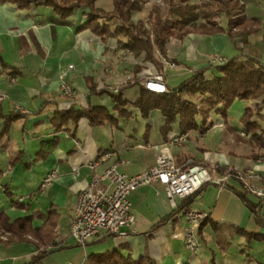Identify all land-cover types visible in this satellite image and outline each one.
Instances as JSON below:
<instances>
[{
	"label": "crops",
	"instance_id": "crops-1",
	"mask_svg": "<svg viewBox=\"0 0 264 264\" xmlns=\"http://www.w3.org/2000/svg\"><path fill=\"white\" fill-rule=\"evenodd\" d=\"M242 4L247 18H260L264 24V3L245 0ZM87 12L76 10L71 17L61 19L51 8L42 5L32 4L28 9L18 10L13 4H0V58L7 65L0 64V113L25 115L12 124L9 135L0 143V211L13 221L55 210L58 215L55 239L47 248L49 253L38 264L75 263L73 257L80 250L75 249L79 246L68 235L67 223L77 195L94 176L112 165L126 175H138L154 165L157 150L165 143L160 133L163 124L160 113L154 110L143 119L131 106L139 95L140 74L136 75L137 84L130 82L122 91L131 116L120 118L116 126L104 123L93 127L81 118L75 126L68 125L57 134L50 127L49 120L55 110L91 106L115 114L111 99L90 93L86 78L97 91H111L119 81L133 77L136 62L130 54L116 48L115 39L104 43L82 28ZM248 42L260 50L258 62L264 65L262 26L261 32L248 37ZM246 52L239 40L231 42L225 35L189 34L176 44H167V56L175 59L178 66L164 70L165 83L174 88L193 71L207 68L212 57L228 60ZM142 60L140 57L137 63ZM12 69L16 70L14 75ZM213 74V68L207 71V75ZM62 83L75 90L74 100L60 94ZM259 101H234L225 119L211 112L205 124L212 121L217 126L204 135L199 132L203 127L187 131L191 136L185 144L170 147L176 165L202 166L210 174V183L188 199H176L174 209L159 185H147L131 192L128 199L135 216L133 227L122 228L116 235L102 233L86 243L81 248L80 264H87L91 254L112 250L133 259L147 253L156 264H264V242L246 241L234 230L264 235V227L255 223L254 216L235 192L245 195L262 219L264 211L257 209L258 200L254 196L243 192L239 180L218 172L223 167L234 172L252 171L264 186V117L253 118L260 128L259 143L237 141L227 129L230 127L239 137H242L240 133L247 134L240 118L246 108ZM260 114L264 116V109ZM170 132L180 133L177 124ZM55 137L58 139L55 150L45 160L33 163L41 144ZM17 156L21 160L13 164ZM50 171L57 177L41 191V181ZM223 177L224 183L217 184ZM5 186L11 199L4 194ZM13 202L24 208H14ZM186 204L187 208L208 215L198 230L201 255H189L181 241L171 238L176 218ZM164 218L166 221L153 229ZM43 221L35 217L32 226L39 227ZM212 224L218 229L214 231ZM37 253L30 239L23 243L0 241V264H25Z\"/></svg>",
	"mask_w": 264,
	"mask_h": 264
},
{
	"label": "trees",
	"instance_id": "trees-1",
	"mask_svg": "<svg viewBox=\"0 0 264 264\" xmlns=\"http://www.w3.org/2000/svg\"><path fill=\"white\" fill-rule=\"evenodd\" d=\"M96 1L0 0V4H13L18 10L28 9L32 4L42 5L51 8L61 19L71 17L76 10L85 9L88 12L85 14L86 21L82 28L90 30L104 43L112 38L117 39L116 44L119 50L130 52L134 59L143 57V61L150 62L158 72L162 71V66L154 57V52L156 50L159 55L165 56L166 44L171 38L181 41L189 34L225 35L231 42H234V39L238 37L242 47L247 48L245 55L233 56L220 66L208 65L207 68L195 70L176 87L169 88L167 86L168 92L164 94H156L146 90L143 86H139V95L131 106L138 111L143 119H147L152 111H158L163 118L160 133L166 140L167 133L172 130L174 124H177L180 133L195 131L204 127L211 112L225 119L234 101L260 100L252 108H246L240 118V123L249 135L248 139L239 137L230 127L227 129L237 141L251 142L254 139L259 143L262 140L257 133L260 128L253 118L264 117L260 114L261 110L264 109V65L258 62L260 50L250 46L248 42L250 35L261 32L262 20L260 18H247L243 14L244 5L238 0H223V10L217 9L211 2L212 0L205 1L199 8L195 5H189L190 0H162L172 18L164 19L161 9L153 6L148 14L147 24L150 27L148 30L142 22L134 24L131 21V14L140 9L138 1L112 0V11L109 13H103L96 8ZM222 13L226 18L225 27H222L217 21ZM199 19L201 21H198ZM114 20L117 21V24L111 29L109 24ZM119 36L123 39H118ZM0 64L2 67H7L1 58ZM212 68L214 74L212 76L207 75V71ZM141 69L142 67L136 64L133 69L134 74L136 75ZM15 71L12 69L11 73L13 74ZM85 80L90 93L98 96L107 95L111 99L115 114L110 113L105 108L91 106L84 109L70 107L67 110H55L49 120L50 127L54 129L55 134L61 132L68 125L75 126L81 118L87 119L91 126L99 127L104 123L116 126L120 118L131 116L126 109L129 104L122 95V91L128 85L120 87L117 92L96 91V86L92 84V81L89 78ZM23 118L25 115L19 112H10L8 115L0 113L2 120L0 143L3 138L9 135L12 124ZM57 144L58 139L56 137L51 141L43 142L33 163L45 160L55 150ZM20 160L21 158L17 156L13 164ZM218 172L222 175L234 176L225 167L219 168ZM235 193L254 216L255 223L264 227V219L255 210L256 207L246 200L245 195ZM4 194L8 198H12L6 186L4 187ZM187 205L183 207L186 206L187 208ZM12 206L16 209L24 208L17 202H13ZM35 217L44 220L39 227L32 226V220ZM166 219H162L160 223L153 226V229L160 227ZM57 221L58 215L55 210H48L45 215L32 214L13 221L6 213L0 211V234L9 235L6 239L7 243H23L28 241V237H30L38 249V253L25 264H38L49 253L47 248L55 239ZM211 227L214 231L218 229L216 224H212ZM234 230L246 241L264 242V235L242 229ZM87 264L156 263L147 253L138 259H133L129 256L124 257L118 251L112 250L102 254L89 255Z\"/></svg>",
	"mask_w": 264,
	"mask_h": 264
},
{
	"label": "built area",
	"instance_id": "built-area-1",
	"mask_svg": "<svg viewBox=\"0 0 264 264\" xmlns=\"http://www.w3.org/2000/svg\"><path fill=\"white\" fill-rule=\"evenodd\" d=\"M262 30H264V24H262ZM226 62L225 57H215L209 61V65L220 66ZM167 65L174 67L173 63H167ZM143 87L156 94L168 92L166 83L158 76L149 78L143 83ZM116 91V89L113 90V92ZM66 92L69 96L73 94L70 89ZM215 126L217 125L214 122L208 121L199 132L204 135ZM240 135L248 136L245 133H240ZM190 136V132L177 134L168 132L165 143L157 150L154 165L138 175H126L112 165L100 175L94 176L76 197L71 217L67 223L69 237L78 246L84 247L86 243L102 233L116 235L122 228L131 229L135 223V216L128 196L141 187L159 185L163 189L165 199L174 209L176 199H188L204 185L210 183L212 179L205 168L199 165L191 167L176 165L170 153V147L185 144ZM228 172H232L234 177L242 183L244 193L258 200L257 209L264 211V186L259 184V176L252 171L242 173L228 170ZM54 175L53 173L43 178L40 187L48 184ZM225 177L219 179L217 184L224 183ZM207 217V213L203 211L183 208L176 218L171 238L181 241L189 255H201L202 243L198 230Z\"/></svg>",
	"mask_w": 264,
	"mask_h": 264
},
{
	"label": "rangeland",
	"instance_id": "rangeland-1",
	"mask_svg": "<svg viewBox=\"0 0 264 264\" xmlns=\"http://www.w3.org/2000/svg\"><path fill=\"white\" fill-rule=\"evenodd\" d=\"M133 1H138L139 2V6H140V9L139 11H136V12H133L131 14V21L134 23V24H137L138 22H142L144 24V26L146 27V29H150L149 25L147 24V19H148V14L151 10V8L153 6H157L161 9V14H162V17L164 19H171L172 18V15L169 13L166 5L163 3L162 0H133ZM205 1L207 0H190L188 2L189 5H195L197 6L198 8L201 6L202 3H204ZM240 3H243L245 0H238ZM258 3L260 2L261 4L264 3L262 2V0H256ZM212 3H214V6L217 8V9H220V10H223L224 9V6H223V0H212L211 1ZM95 7L100 9L103 13H109L112 11V0H97L96 3H95ZM198 21H201L200 19ZM217 21L220 23V25L222 27H225L226 26V18L224 16V14L222 13L218 18H217ZM117 24V21H112L109 25L111 27V29L114 28V26ZM90 31V30H89ZM198 35V34H197ZM112 39H115V38H112ZM118 39H123V37H120ZM117 41V39H115ZM236 41L239 40L238 37L235 38ZM108 41V40H107ZM182 41V40H181ZM170 43H178L179 41L174 39V38H171L169 40ZM168 42V43H169ZM167 43V44H168ZM167 44H166V55L165 56H161L159 55V53L155 50L154 52V57L157 59V61L161 64L162 66V71L161 72H158L155 67L150 63V62H144L142 60V62L140 61V63H137L138 62V59H134L131 55L130 52L126 51V50H123L124 52H126L127 54H130L131 57L133 58V61L136 62V64L140 65L142 67V69L140 70V72H138L137 74H140V76H142V80H141V86H143V83L145 81H147L149 78H152V77H161L162 80L165 82V77H164V70L165 69H170V70H173V69H176L177 66H178V63L176 62L175 59H172V58H169V56H167ZM116 48H117V44H116ZM118 49V48H117ZM215 57H221V56H214L212 57L211 59L215 58ZM146 64V66H143V64ZM167 63H173L174 67H171L169 65H167ZM135 64V65H136ZM71 68V66H69ZM135 67V66H134ZM134 69V68H133ZM136 74V75H137ZM136 75L134 74L133 72V77L132 78H125L121 81H119L114 87H112L110 90L113 92L114 89H116L118 91V89L120 87H124L126 85H129L130 82H133V84L135 83H138L137 79H136ZM64 84V83H62ZM62 84L60 85V94L69 98V99H75V96H76V93H75V90H73L70 86L64 84V86H62ZM71 92H73V94H70V96L67 94V90H69ZM97 91V89H95ZM101 91V90H99ZM116 91V92H117ZM245 139H248L249 136H243ZM251 142H256L254 139L251 140ZM53 172L50 171L49 175H52ZM55 174V173H54ZM49 175H46L45 177H48ZM54 178L57 177V174H55L53 176ZM52 178V180L54 179ZM51 180V181H52ZM51 181L48 183V184H45L44 187H40V190H44L50 183ZM9 237L8 234H0V241H3V240H6L7 238ZM28 239H30V237H28ZM80 247V248H79ZM79 247H76L75 249H79L80 250V253H82V247L79 246ZM80 253L77 255L75 254L73 257V259L75 260L74 264H80L81 262V259H82V255L80 256ZM54 258V257H53Z\"/></svg>",
	"mask_w": 264,
	"mask_h": 264
}]
</instances>
